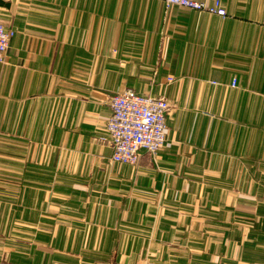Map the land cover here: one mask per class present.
Wrapping results in <instances>:
<instances>
[{"label":"crops","instance_id":"obj_1","mask_svg":"<svg viewBox=\"0 0 264 264\" xmlns=\"http://www.w3.org/2000/svg\"><path fill=\"white\" fill-rule=\"evenodd\" d=\"M219 2L0 0V264H264V0ZM124 88L171 104L135 164Z\"/></svg>","mask_w":264,"mask_h":264},{"label":"built area","instance_id":"obj_2","mask_svg":"<svg viewBox=\"0 0 264 264\" xmlns=\"http://www.w3.org/2000/svg\"><path fill=\"white\" fill-rule=\"evenodd\" d=\"M162 1L166 7L177 5L222 16L226 14L219 0H214L212 4L206 0ZM14 33V29L6 28L0 21V62L5 59ZM172 80L173 77H167L168 82ZM235 84L236 79L233 78L231 85ZM108 105L110 113L106 121V135L100 138L111 145L113 161L135 164L141 149L155 154L163 145L167 130L166 118L171 109V104L164 95L124 88L109 94Z\"/></svg>","mask_w":264,"mask_h":264}]
</instances>
